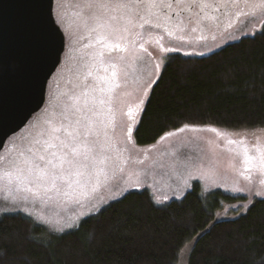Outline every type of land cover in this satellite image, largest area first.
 I'll use <instances>...</instances> for the list:
<instances>
[{"label":"snow or ice","instance_id":"6c2138e0","mask_svg":"<svg viewBox=\"0 0 264 264\" xmlns=\"http://www.w3.org/2000/svg\"><path fill=\"white\" fill-rule=\"evenodd\" d=\"M241 2L251 12L239 11ZM74 7L78 10L82 27L75 79L68 82L70 88L57 95L54 101H49V106L43 109V117L30 122L28 132L13 139L12 146L0 155V184L11 194L4 198V218H11L9 210L16 214L23 212L25 218H30L29 223L51 226V231L58 234L57 239L76 235L83 223L102 215L106 207L111 206L110 200L94 195L102 180L106 184L110 177L116 181L117 174L124 173L129 161L145 164L144 160L132 159L130 154L125 156L127 148L119 145L133 142L136 129L132 121L139 123L142 120L154 86L162 78L168 63L179 59L162 56L154 67H148L145 57L148 61L152 59L147 44L152 42L153 32L158 33L155 44L160 51L173 53L181 49L165 46V36L178 37L181 41H200L207 39L206 31L218 29L223 20H230L233 14L237 20L242 15L254 16L257 13L264 19V0L258 3H250L249 0H77ZM232 8L238 10L232 13ZM59 23L53 19L57 27ZM197 33L199 35H194ZM260 35L264 36V24ZM255 36L253 32L251 38L255 39ZM212 38L215 40V35ZM209 52L214 53V49L210 48ZM193 54L205 55L203 52H184L185 56ZM144 69H147L146 76ZM138 70L140 74L133 76ZM153 75L156 79H152ZM130 85L133 86L131 91L128 90ZM129 96L134 97L135 102L128 104L125 110V97ZM125 117L126 124L123 122ZM207 130L215 134L217 141L225 140L229 145H237L235 154L242 157L244 172L253 165L264 170V145L257 143L249 148L244 139L235 141L228 138L238 133L221 132L211 126ZM241 131L247 133L249 129ZM252 131L264 132V128ZM163 139L165 137H161ZM217 163L207 155L176 154L172 166L179 165L189 171L188 179L184 181L185 194L177 195L175 200L183 202L187 190L196 186L192 180L203 181L200 186L205 199L213 195L207 181ZM150 167L131 172L126 187L117 181L112 188L113 198L118 201L131 191L140 190L141 177L149 175ZM144 187L150 185L145 184ZM216 188L219 189L220 185L217 184ZM224 191H231V199L244 198L241 187L225 188ZM248 191L247 203L236 208L239 212L243 207L245 215L256 203H264V187L254 194L250 189ZM37 203L42 206L40 212L33 211ZM155 203L162 202L156 200ZM163 203L168 206L166 201ZM52 204L74 205L80 211L74 212L67 220L53 221L43 214V207ZM80 255L83 257L84 253ZM81 264H86V261H81Z\"/></svg>","mask_w":264,"mask_h":264},{"label":"trees","instance_id":"16d2710c","mask_svg":"<svg viewBox=\"0 0 264 264\" xmlns=\"http://www.w3.org/2000/svg\"><path fill=\"white\" fill-rule=\"evenodd\" d=\"M168 63L154 86L134 141L150 145L185 125L225 130L264 127V36L243 37L204 57ZM231 199L206 200L196 185L183 202L156 205L130 192L83 223L76 235L42 241L44 231L22 215L0 217V264H261L264 203L246 215L215 220ZM259 200V199H257ZM204 233H207L206 235ZM84 255L81 257L80 253Z\"/></svg>","mask_w":264,"mask_h":264},{"label":"rangeland","instance_id":"374dc122","mask_svg":"<svg viewBox=\"0 0 264 264\" xmlns=\"http://www.w3.org/2000/svg\"><path fill=\"white\" fill-rule=\"evenodd\" d=\"M77 0H56L55 7L53 8L54 19L59 21V27L63 31L66 36L65 40V50L61 57L60 65L58 66L55 73L52 75L50 80L47 83V90L45 95V103L42 107V111L45 107L49 106V101H54V98L59 95L61 92L65 91L67 88L71 87L69 81H74L75 72L79 61L80 53L77 49L80 47L78 43L79 36L82 34V27L80 18L77 15V9L74 7V4ZM250 3H258L259 0H249ZM64 7H61V5ZM238 9L234 8L232 13H235ZM239 11L251 12V9L246 8L244 3L241 2L239 6ZM257 15V14H255ZM231 26H235L229 30H219L215 29L214 31L205 32L204 35L207 37L205 40L197 41L196 39H191L186 42H191L192 44H204L206 46L205 49L200 48L198 51L205 53L203 56L198 55H189L185 56L180 52L173 53H162L158 45L155 44V39L158 38V33L153 32L152 42L147 44L148 51L152 54L151 61H148V58L145 57V63L148 67H154L155 63L159 62L162 56H168L171 54H181L185 57H204L213 52H209V49H214V52L218 51L226 44L236 42L243 37H251V34L255 32L256 34L260 32L261 25L264 22H257V20H253L250 23L246 22L245 32L249 33L248 36H245L244 33H241L240 36H230V33L242 24V16H240L239 20L236 21V16L233 14ZM262 17L260 18V20ZM236 21V22H235ZM264 21V20H263ZM235 22V23H234ZM147 35V30H146ZM199 35V33L194 34ZM213 35H215L216 39L213 40ZM230 36V37H227ZM181 41V40H180ZM183 42V41H181ZM179 42L178 37H164V45L165 46H175L184 44ZM186 46L189 44H185ZM208 45V46H207ZM180 48V47H179ZM181 49V48H180ZM192 53V52H191ZM143 55V54H141ZM140 74L139 70L133 73V76H138ZM144 75H147V69H144ZM152 79H156L155 75L152 76ZM132 85L129 86V91L132 89ZM134 97L129 96L125 97V110L128 104L134 103ZM44 112L38 114H34L32 116V121L36 118H42ZM123 122L126 124V117L123 118ZM133 127L136 129L137 122L135 120L132 121ZM29 122L26 126L14 134L6 141L0 155H3L4 152L12 146V141L16 137L20 136V133L24 131H28ZM189 126V125H188ZM198 130H194L192 126L185 128L183 131H175L174 134L168 136L164 135L165 139L161 140V138L150 144L145 146H139L134 141L133 134V142L124 144L121 143L119 145L120 148H127V151L124 153L125 156L131 155L132 159L144 160V165L133 164L129 161L128 165L125 167V171L122 175L117 174L116 181H112V178H109V182L106 184L103 180L101 181V187L94 194L97 198H104L105 200H110L111 203L116 200L113 198L112 188L116 186V182L118 181L120 185L127 186V181L129 179V174L133 171H143V169L147 166H151L149 168V175L141 179L143 183L141 184L140 190H133L131 192H141L146 191L151 196L155 203L156 200H160L162 203L157 204L159 206L164 205L163 202H171L178 201L175 200L177 195H184V181L188 179V168L177 165L176 167L172 166V161L176 158V154L183 156L184 154H191L193 156L207 155L212 157L218 161L216 165H214V171L208 178V185L213 190V192H219L225 196L230 197L232 195L231 191L225 192L224 189L227 188L231 190L234 187H241L244 189V192L241 195L244 197L243 199H235L230 204H225L223 209L217 214V220L224 219H235L244 213L243 207L241 210L237 212V206H243L248 201L249 189L254 194L257 190L264 187V170H261L258 166L253 165L248 172L243 171V165L241 163L242 157L236 155L237 145H229L225 140L217 141L215 134L208 131V126H195ZM212 127V126H211ZM180 128V129H182ZM221 132L228 133H238L235 135H230L228 138L239 141L244 139L249 148H253L257 143L264 145V132L255 131L249 129L247 133H244L239 130H225L214 127ZM264 128V127H263ZM260 129V128H257ZM135 132V131H134ZM120 133V122L117 124V136L119 138ZM16 143H20L19 140H16ZM217 144L220 146L217 147ZM235 165V167H233ZM132 179H135L133 176ZM192 184L197 185L200 190V196L202 199L206 200L201 193V184L203 181L192 180ZM150 185V187L145 188L144 185ZM219 184L220 188L217 189L216 185ZM193 188L187 190L191 191ZM101 194V195H100ZM11 195L6 191L3 187V184H0V217L4 216L3 204L4 198L6 196ZM208 197V196H207ZM255 199H260L259 197H255ZM31 208V205H29ZM42 206L37 203L36 207L33 209L34 212H40ZM80 209L75 208L74 205L67 206H57L52 204L48 207H43V214L47 217H50L53 221L57 219L67 220V218L73 215L74 212H79ZM86 212L87 209H84ZM10 215H17L14 212L9 210ZM19 215L24 216V213L21 212ZM30 219V218H29ZM38 227L42 228L44 231V236L42 241L50 242L55 236L58 234L51 231V226L43 225L40 222H34ZM192 243L187 244L188 248H184L180 255V263L185 264V259L187 256V252Z\"/></svg>","mask_w":264,"mask_h":264},{"label":"water","instance_id":"95a60500","mask_svg":"<svg viewBox=\"0 0 264 264\" xmlns=\"http://www.w3.org/2000/svg\"><path fill=\"white\" fill-rule=\"evenodd\" d=\"M53 0H0V152L44 103L65 48Z\"/></svg>","mask_w":264,"mask_h":264},{"label":"flooded vegetation","instance_id":"af4514ba","mask_svg":"<svg viewBox=\"0 0 264 264\" xmlns=\"http://www.w3.org/2000/svg\"><path fill=\"white\" fill-rule=\"evenodd\" d=\"M55 1L56 0H53V8L55 7ZM234 10V8H232L230 11L232 12ZM223 11V10H222ZM244 13H249V12H245V11H243ZM54 16V15H53ZM232 16L230 17V20H223V22L220 24V26H219V28H218V31L219 30H229V29H232V28H234L235 26H229V23H231V21H232ZM242 18L244 19V20H242L243 22H242V24L239 26V28H237L236 30H234V31H232L231 33H230V36H236V35H238V36H240V34L241 33H243V32H245L246 30H245V23L246 22H249L250 21V23L251 22H253V20H257V22H264L263 20L264 19H261L260 20V18H261V15L259 14V13H257V15H254V16H252V15H242ZM236 21H237V19H236ZM235 21V22H236ZM234 22V23H235ZM260 25H261V23H260ZM60 28V27H59ZM62 31V30H61ZM207 32H209V31H207ZM62 33H63V31H62ZM63 35H64V33H63ZM230 36H227V37H230ZM238 36H236V37H238ZM64 39L66 40V36L64 35ZM179 42H181L180 40H179ZM181 43H184V44H181V45H178L180 48H181V50H182V53H184V52H192V53H195V52H200V51H198L200 48H203V49H205L206 48V46L202 43V44H196V45H194V44H192L191 42H186V41H183V42H181ZM185 44H189V45H185ZM208 46V45H207ZM64 50H65V48H64ZM43 111L42 110H40L39 112H38V114H40V113H42ZM32 119V118H31ZM29 120V123L30 122H32V120ZM21 131V130H20ZM28 131H22L21 133H20V136H23V135H25L26 133H27ZM101 195V194H100Z\"/></svg>","mask_w":264,"mask_h":264}]
</instances>
